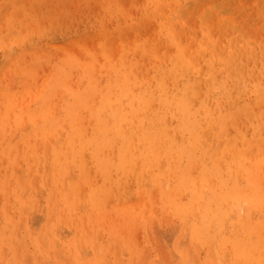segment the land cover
<instances>
[{
    "label": "rangeland",
    "instance_id": "374dc122",
    "mask_svg": "<svg viewBox=\"0 0 264 264\" xmlns=\"http://www.w3.org/2000/svg\"><path fill=\"white\" fill-rule=\"evenodd\" d=\"M181 1L184 4L196 0ZM208 3L211 4L212 0L198 2L195 5L197 7L190 10L189 25L194 27L195 32L198 30L199 34L201 33L199 30L200 22L196 16L198 13L201 15L205 12ZM263 3L264 0H232L233 6L231 7V14L239 13L232 14V17L252 38L260 43L264 42V10L261 7ZM148 5H153V2L151 0H0V210L2 211L0 212L2 213L0 215V228L2 226V229H5L0 230V263L5 255L3 262L5 264H9V262L10 264L11 262L12 264H23L24 260L26 264H40L37 262L40 260L43 261L41 264H95L94 259L97 256H103L100 258V264H135L139 259L141 260V256L143 259L138 264H170L172 263L171 258L175 259L172 264H179L181 258L177 254V248L173 239L170 238L171 236L168 237L167 235L169 232H174L175 237L178 234L181 235L182 228L186 226V223L180 213L175 212L169 203H165L168 197L164 195L165 188L175 190V188L180 187L174 168L168 169L166 160L161 159L163 162L160 160L158 164H152L145 163L138 158L136 161L127 163L126 171L113 166L110 176H106L92 160L90 152L88 155H84L85 167L81 168L76 161L78 158L74 156L72 142L68 139L74 124L69 117L65 116L66 110L63 109V106L74 101L72 93L75 94L78 91H91L89 106L99 107L102 96L110 90L109 79L111 73H114L113 67L121 62L124 55H127L130 61L135 62V71L140 78L153 83L157 58L154 57L153 51L141 50L138 45L147 41L150 42L147 48L157 45V49H159L164 60L174 47L169 43L160 41V23L163 16L161 14L147 15L146 7ZM169 13H171V6L167 8V14ZM243 14L244 18L241 21ZM239 15L241 19L238 17ZM217 21L218 17L212 16L211 22L216 24ZM254 24L259 25V27L254 26ZM251 25L254 26L252 30ZM254 29L257 31L253 32ZM215 31L218 33L217 28ZM234 34L232 31L229 32L230 36ZM182 36L184 40L190 39L191 31L184 30ZM30 65L34 68L28 73L26 68ZM62 66L69 72L68 81L72 93L67 92L61 83L55 82L56 74ZM93 86L98 91L95 92ZM134 88L138 91L140 86L137 85ZM5 91L8 93L5 94ZM113 92L118 93L117 90ZM41 105L44 109L37 111V107H41ZM83 111L84 125L89 128L91 133L95 125L91 117V110L87 107ZM37 118L39 119L37 120ZM23 122H25L24 125ZM263 122L259 117L255 119L256 127L253 123L242 122L243 134L249 139L260 138L264 140ZM75 127L78 125L76 124ZM58 129L64 131L60 133ZM229 132L232 137L236 135V129L233 127L229 129ZM204 133H206L207 138H210L208 141L213 143V148H217L218 142L213 141L211 131L207 129V132L205 130ZM54 139L56 143H54ZM239 144L243 145L241 138ZM38 145L41 146L37 147ZM45 147L49 148V153H46ZM29 149L30 151H28ZM12 150L14 151L11 152ZM261 153V155H252L246 161L248 160L249 166L256 168L257 185L261 189L264 199V160H262L264 151ZM110 154L118 161L116 150ZM39 168L41 169L40 172ZM34 170L37 176L34 175ZM31 173L32 175L29 177ZM19 174L22 177H18ZM147 175L149 176L147 177ZM34 176L37 179H33ZM65 177L69 178L65 180ZM157 178H162L161 184L164 182L171 183L170 186L168 184L155 186ZM45 180L49 181L48 184ZM26 183H28L27 188ZM33 183L37 187H34ZM37 184H40V190ZM83 184L88 186L84 188ZM128 184L133 185V189ZM6 187H10L11 194L7 192L9 189L7 190ZM94 187H98L100 196H103V202L100 205H104L102 209L106 213L104 218L100 217L98 207L91 206V195ZM55 188L57 200L53 198ZM22 190L27 191L25 193ZM182 190L185 193L182 202L189 204L191 191L184 186ZM81 191L83 195L85 194L84 196L80 193ZM6 192L12 197H9L10 205L9 202L7 203L9 198H7L8 195H5ZM38 192L40 197L37 195ZM127 194H129L128 198ZM37 197L40 199L38 200ZM50 200H54L53 203ZM142 201L151 203L154 210L153 215L147 219L138 216L136 221H128L124 224L125 218L123 215L118 216L116 207L128 203H143ZM81 202L82 206H80ZM262 203L263 206L260 210H255L252 213L253 220L264 219V200ZM242 204L243 206H241ZM249 206L248 201H242L237 205L230 227L232 231L234 228L239 229V233L235 234H241L243 231L240 229V222L246 219ZM82 207H85L83 208L84 211ZM7 208L9 209L6 210ZM137 208L138 211L142 209L139 205ZM55 209L57 210L55 211ZM53 210L54 212H52ZM164 210L166 211L164 212ZM7 211L11 213L7 214ZM53 213H55V217ZM198 213L200 215L201 211L198 210ZM21 215L26 222L25 220L21 222ZM36 215L42 217V221ZM15 217L17 218L15 219ZM53 217L57 220H54ZM154 217H157L155 222L153 221ZM47 218L52 220H50L52 224L54 223L52 229L49 228L51 223L48 224L50 221L47 222ZM64 218L66 219L65 222L62 221ZM30 221L31 224L34 223V227L37 226L38 228L33 230ZM43 223L44 226H42ZM161 223H163L162 226ZM178 224L180 227L177 226ZM191 224L192 222L188 224V227ZM16 228L17 230H15ZM44 228H47V233L52 234L49 233L45 236L44 231L41 233ZM14 230L16 234H14ZM65 230L67 235L62 232ZM40 234H42L41 237ZM122 236L126 241H116ZM168 240H170V244ZM97 244H99L98 247ZM188 244H191L189 240ZM194 244H191L193 249L196 245V247L201 248V260H207L208 252L212 250V243L208 246L207 243L197 240ZM3 245L6 246L7 255L3 253L6 250L3 249L5 248ZM84 249L86 250L84 251ZM15 252L17 253L15 254ZM192 252L194 253L193 250ZM117 256H120L117 261L121 258L120 261L123 263L117 261L115 263L114 259ZM70 257H73V260Z\"/></svg>",
    "mask_w": 264,
    "mask_h": 264
},
{
    "label": "bare ground",
    "instance_id": "6f19581e",
    "mask_svg": "<svg viewBox=\"0 0 264 264\" xmlns=\"http://www.w3.org/2000/svg\"><path fill=\"white\" fill-rule=\"evenodd\" d=\"M203 1L204 0L188 1L182 4L181 0H151L153 5H148L146 7L147 15L161 14L163 16L160 23L159 39L161 42L169 43L174 47L173 51L168 54L166 60H164L162 58L163 56L160 55L159 49H157V45L152 48H147L150 44L149 41L138 45L141 50L148 49L153 51L154 57L157 58L154 74L155 80L153 83H150L147 79L140 78L139 74L135 71V62L130 61L127 55H124L121 62L115 64L113 67L114 73H111L109 79L110 90L102 96L101 105L97 108H93V106H89L92 92L78 91L75 94L72 93L69 88V72L63 66L59 68L55 82L61 83V85L66 88L67 92L72 93V97L74 98V101L69 105L63 106V109L65 108L66 110V113H64L65 116L69 117L74 124V128L72 132L69 133L68 139L72 142L74 156L78 158L76 161L81 168L85 167V159L83 160L84 155H88L90 152L92 160H94L96 165L106 176H110L113 166L126 171L128 168L127 163L136 161L138 158L145 163L152 164H158L161 159L166 160L168 169L171 167L174 168V173L177 177L176 179L180 182V187L178 189L175 188V190L165 188L164 195L168 197L165 203H169L175 212L180 213L181 216L184 217L186 223V226L184 224L185 227L182 228L183 231L181 235L178 234L179 236L177 235L175 237L174 232H169V235H167L168 237L171 236L170 238L173 239L177 248V254L182 259H180L181 262L179 260V264H201L202 262L204 264H264V219L253 220L252 218V213L255 210H260L263 206L262 202L264 199L261 189L258 188L257 185L258 177L256 168L254 166H249L247 164L248 160L246 161L247 158H250L254 154H262L261 152L264 151V140L260 138L249 139L243 134L241 129L242 122L253 123L254 127H256L255 119L257 117L264 121V42L262 41V43H260L252 38L239 22L232 17V0H212L211 4L208 3L205 12L201 15L198 13V16H196L198 22H200L199 30L201 33L199 34L198 30L195 32L194 27L189 25L190 10L197 7L195 6L196 3H201ZM168 6H171V13L169 14H167ZM261 7L264 10V3L261 4ZM236 13L233 15H236ZM212 16L218 17L216 24L211 22ZM238 17L240 18L241 16L239 15ZM241 18V21H243L244 14ZM254 26L257 25L254 24ZM254 26H252L251 30ZM257 27H259V25ZM216 28L218 33H215ZM184 30L191 31L190 39H183L182 33ZM255 30L256 29H254L253 32ZM231 31L235 33L232 36L229 35ZM70 61L73 62L71 59ZM33 68L34 67L31 65L28 66L26 72L29 73ZM137 85L140 86L138 91L135 90L136 88L133 89V87ZM93 90L95 92L98 91L94 86ZM112 90H117L118 93L115 94ZM4 93L7 94L8 91ZM33 95L31 96L32 99ZM35 96L37 95L35 94ZM87 107L91 110V117L95 122L91 133L89 128L84 125L83 110ZM43 109L41 105V107H37L36 110L42 111ZM38 119L39 118H37V120ZM24 123L25 122H23V125ZM76 124L78 127H75ZM231 127L236 129V135L234 137H232L229 132ZM207 129L211 131L210 134L213 136V141L215 140L218 142V147L215 149L213 148V143L208 141L210 138L205 136L206 133H204V131L206 130L207 132ZM58 131L60 130L58 129ZM63 131H60V133ZM260 133L262 132L260 131ZM240 138L242 140V146L239 144ZM51 139H53V137H51ZM54 143H56V141ZM40 146L41 145H38L37 147ZM46 149V153H49V148ZM115 150L117 151L118 161L110 154ZM13 151L14 150L11 152ZM28 151H30V149ZM85 151L87 152L85 153ZM49 157L51 156L49 155ZM86 159L89 160V158ZM262 160H264V158ZM40 171L41 169L39 168V172ZM34 172L35 170L33 173ZM46 174L48 175V173ZM31 175L32 173L29 174V177ZM34 175L36 174L34 173ZM148 176L149 175H147V177ZM18 177L22 176L19 174ZM48 177L47 179H49ZM56 178L57 177H55V179ZM68 178L65 177V180ZM33 179H37V177L34 176ZM6 180L8 182V179ZM19 180L21 181V178H19ZM46 182L48 184L49 181L47 180ZM161 182L162 178H157L155 186L158 184L159 186L167 184L170 186L171 184L164 182L163 185ZM19 183L22 184V182ZM27 185L28 183L25 185L26 188L28 187ZM35 185L36 184H34V187H37ZM37 185H39V189L40 184ZM87 186L84 185V188ZM131 186L130 188L133 189V185ZM183 186L191 191V200L189 204L182 202L185 194L182 190ZM6 188L7 190L9 189L6 191L11 194L10 187ZM26 191L22 190V192L25 193ZM99 191L98 187L93 188L91 206L98 207L100 217L104 218L106 214L102 211L104 205H100V203L103 202V196H100ZM7 192L5 195H8ZM55 192L56 188L54 194ZM80 193L82 194V191ZM37 195H39V192ZM128 195L129 194H127V198ZM55 196L56 194L53 198H55ZM9 197L12 198L8 195L7 198ZM39 197H37L38 200L40 199ZM10 198L8 200L6 199L9 205L11 203ZM57 199L55 198V200ZM53 201L51 202L53 203ZM242 201H248L250 206L247 208L246 219H244L245 222H240V229L243 231L241 234H235L239 233V229L234 228L232 231L230 227L236 207ZM142 202L143 203L140 202L138 204L128 203L116 207L118 216L123 215L125 218L123 221L124 224L128 221H136L138 216L147 219L153 215L154 210L151 203H147L146 201ZM243 204L241 206H243ZM38 205L39 203L35 207L37 208ZM82 205L81 202L80 206ZM138 205L141 206V211L137 210ZM241 206L239 207L240 209ZM54 208H56L55 205ZM83 208L85 207H82V210ZM8 209L9 208L6 210ZM56 210L57 209H55V211ZM198 210L201 211L200 215ZM165 211L166 210H164V212ZM0 212L2 211L0 210ZM52 212H54V210ZM8 213L11 212L7 211V214ZM55 213H53L54 217L56 216ZM0 215H2V213H0ZM36 216L39 217L38 215ZM8 217L10 218V216ZM22 217L21 215V222L25 220L24 217ZM169 217L170 215L168 219ZM16 218L17 217H15V219ZM155 218L157 217H154L153 221L156 220ZM41 219L42 217L39 220ZM50 220L48 219L47 222ZM54 220H57V218ZM65 220L64 218L62 221L65 222ZM51 221L48 224H50ZM190 222H192V224L188 227ZM17 223L16 221V224ZM53 224L51 223L49 228L51 227L52 229ZM162 224L163 223H161V226ZM31 225L33 230L34 228L36 229L37 226L34 227V223ZM58 225L57 227L59 228L60 225ZM42 226H44V223ZM177 226L180 227V224ZM21 228L24 227L21 226ZM47 228L41 230V233L44 231L45 236L50 233L49 230V233H47ZM3 229L1 226L0 230ZM15 230H17V228ZM15 230L14 234H16ZM66 230L62 231L65 232L63 233L65 235H67L66 232L69 231ZM58 232L61 231L58 230ZM51 234L52 233H50V235ZM41 235L42 234H40V237ZM159 235L161 236V234ZM100 236L102 237V235ZM165 238L167 237L165 236ZM188 240L191 244H194L197 240L207 243V245L212 243V248L210 247L212 250L208 252L207 260H201V248L196 247V245L193 249V246L188 244ZM116 241L126 240L122 236ZM168 243L170 244V240H168ZM43 244L45 245V241ZM5 245H3L5 247L3 249H6ZM98 245L99 244H97V247ZM170 246L172 247V245ZM86 249H84V251ZM192 250L195 255H193L194 253ZM6 251L7 249L2 252L6 254ZM99 251H101L100 248ZM17 252H15V254ZM174 253H176V251H174ZM174 253L172 252V254ZM84 254L86 255L85 252ZM168 254L170 257V252ZM18 255L19 254H17V257H19ZM85 255L84 257L86 258ZM101 257L103 256L95 257L94 263L100 264ZM119 257L117 256L114 259L115 263H123V261H120L121 258L117 261ZM4 258L1 263L4 262ZM70 258L72 259L73 257ZM142 259L143 257L141 256V260ZM171 259L170 261L172 263L175 262V259ZM141 260L139 259L136 263L133 260V263L138 264L139 261L141 263ZM40 261L37 262L41 264L43 261ZM24 263L26 264L25 260Z\"/></svg>",
    "mask_w": 264,
    "mask_h": 264
}]
</instances>
